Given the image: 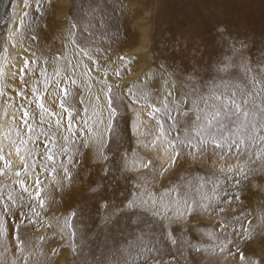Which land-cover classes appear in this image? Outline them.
Listing matches in <instances>:
<instances>
[{
	"label": "snow or ice",
	"instance_id": "1",
	"mask_svg": "<svg viewBox=\"0 0 264 264\" xmlns=\"http://www.w3.org/2000/svg\"><path fill=\"white\" fill-rule=\"evenodd\" d=\"M23 3L24 11L19 21L21 27L24 26L25 18L30 15L31 9L35 10L38 18L43 17L42 0H23ZM89 10L95 11L91 8ZM78 23L75 17L61 21L59 32L62 38L65 34L69 38L71 52L67 51V45L60 50L53 48L51 62L54 65V78H50L46 69L42 68L40 76L43 78V92L40 88L33 86L30 90L31 98L25 91L23 73L29 70L28 66L33 61L22 57L23 67L19 68L21 86L17 94L22 101L18 106L21 111L20 120L27 129V133L25 138V133L18 131L16 134L18 143L14 145L15 154L22 163L20 170L15 173L17 177L15 183L19 185L20 191L14 194V190H9L5 196L0 190V234L7 232L15 239L17 249L22 254L25 241L22 239L21 231L29 227L35 228L38 224L43 226L40 218L42 211H45L46 201L42 198L43 187L38 169L44 165L36 162L41 153L37 150L39 135H36V114L29 107L34 104L39 109L41 126L39 132L45 136L44 159L55 162V155L49 148L48 142L49 132L54 128L57 132L68 133L63 136L65 141L77 134L86 133L87 146L95 148L96 158L105 164L102 166L101 183L95 188H91L90 185L91 194L88 199L77 204L76 210L63 218L64 227L61 228V233H64L65 228L71 229V222L79 212L82 217L86 215L97 228V231L93 233L95 239L101 234L107 237L113 226L121 230L130 228L138 231L142 236L147 230L150 234L149 238H155L156 244L139 246L136 253L139 264H178L172 249L175 248L182 254L184 246L195 253L191 257L195 260V256L201 254L200 249L191 240L182 239V236L188 235L186 229L189 228L191 219L201 215L224 217L219 226L226 233L225 221L228 208L224 206L225 203L230 206L232 199H241L242 189L246 186L244 182L249 179L250 174L256 170H264V39L261 41V48L258 49L261 53L260 60L257 62L258 66L253 69L247 55L252 51L247 39L241 42L237 37L232 36L227 28L223 26L216 28L222 46L212 70L217 74L227 73L228 69L236 65L239 60L246 74L253 73L251 76L253 88L256 87L257 81L261 83L262 87L255 91L249 92L246 87L238 85H212L205 95L197 88V84L200 83L198 79L200 73L195 65L191 67L178 65L174 53L169 56H164L162 53L160 63L153 72L154 79L145 83L143 87L133 90L132 86L109 82V71L117 79L120 78L119 67L115 61L111 60L107 50L93 48L92 41L88 37L77 39ZM37 38L33 37V39ZM15 39L16 37L9 33L8 40ZM255 43L253 41V46ZM174 44L179 46L180 42L174 41ZM4 51L6 52L7 48ZM119 60L123 61L124 57H119ZM48 63L49 60L45 59V64ZM2 74L3 69L0 68V75ZM77 79L80 80L79 87L87 91L90 97L85 102L84 97L81 96L79 101V104L83 106V116H80V108L71 103L74 93L70 89L77 86ZM161 80L165 84L163 90L158 87ZM174 81H178L179 85ZM185 84L191 87L186 89ZM49 85H53L57 90L59 111H53L44 103V92L48 91ZM94 85H98L96 91L99 94L93 96ZM125 88L126 91H124ZM153 89H156L155 93ZM2 95L3 88H0V96ZM153 97L159 99V106H156V99ZM150 100L149 117L155 119L157 114L163 116L158 121L160 136L156 139L159 140L160 137L167 139L169 148L174 152L171 162L167 167L161 165L163 170L158 174L152 171L156 163L153 159L149 158L146 163H138V160L142 161V158L138 157L137 148L133 147L135 123L130 114L136 111L135 105L141 102L147 104ZM189 102L196 113V119L193 122L196 136H191L189 128L193 125H189L186 120L183 137L180 135L170 137V130L178 128L180 124L179 115L173 116L172 112L176 111L180 114L182 106H187ZM66 104H68L67 107ZM90 110L91 115H89ZM258 113L261 118L259 122L257 121ZM183 114L187 116V113ZM77 117H80L79 122L74 123ZM166 121L171 122L167 129ZM44 125H47V130ZM51 143L54 145L55 140ZM153 143L155 144V141ZM135 144L138 147L139 141L135 140ZM253 147L256 149L255 152L252 151ZM3 152V147H0V161L4 162V169L11 170V162L5 158ZM129 152H131V165ZM209 153L216 156L219 161L225 162L230 157H235L237 161L246 157L243 165L238 163L221 167L219 170L222 174L234 171L239 173V179L233 177L238 192L232 193L230 197L225 191L223 195L214 198L202 196L200 200L190 199L187 193L182 195L179 189L172 190L176 192L174 197L171 191L157 195L159 191L155 188L157 180H161L174 168L187 170L186 166L196 165ZM30 158L31 163H29ZM69 162L71 163V159ZM61 166L65 177L71 178L68 168ZM4 169H0V172ZM44 171L47 172L48 168L44 167ZM53 171H55L54 168ZM29 173L32 176V185L20 179L22 174ZM91 183L94 184L95 181ZM189 185L191 186V182ZM215 191L214 187L213 192ZM207 199H215V203H206ZM53 222L58 224L60 218L52 217L48 227H52ZM88 231L91 232L92 229L89 228ZM209 235L219 240L217 247L221 256L225 254L233 258L238 256L237 264H264V256H246L244 251L236 246L239 238L229 239L226 234H223V238L220 239L216 233ZM233 235L237 237L235 230ZM74 237L75 232L61 234L59 237L61 247L67 244L73 252H76L78 249ZM234 246H236V252L232 253L231 249ZM51 251L55 254V249ZM165 256L171 258L165 259ZM22 258L24 264H27L28 257ZM84 264H87L86 258ZM96 264H112L111 254L104 256L103 260L97 261ZM122 264H129L128 259L124 258Z\"/></svg>",
	"mask_w": 264,
	"mask_h": 264
},
{
	"label": "rangeland",
	"instance_id": "2",
	"mask_svg": "<svg viewBox=\"0 0 264 264\" xmlns=\"http://www.w3.org/2000/svg\"><path fill=\"white\" fill-rule=\"evenodd\" d=\"M210 1L212 2L211 6L207 5L199 12L189 13L182 17L181 14H169L159 10L157 8L158 0H123L122 6H129L128 9L126 8L128 13L126 14L129 16L130 22L127 25L115 27L110 33L106 30L103 31V35L106 36L101 35V39L97 41L95 46L107 50V54L112 61L116 62L121 72L120 78L117 79L109 71V82L132 86L133 90L143 87L145 83L154 79L153 72L160 63L161 54L169 56L174 53L178 65L189 67L195 65L200 73L198 78L200 83L197 84V88L205 95L212 85H238L246 87L249 92L260 89L262 85L259 81L253 88L251 80L253 73L246 74L239 60H237L236 65L228 69L227 73L217 74L212 68L215 66V60L222 46L220 37L217 35V26L227 28L232 36L237 37L241 42L247 39L249 47L252 48L251 53L247 54L249 63L253 69L258 66L257 62L261 57L258 49L261 48V41L264 39V0ZM42 2L45 13L49 12L50 17L40 22L36 21L32 18L35 10L31 9L29 10L30 15L25 18L24 26L21 27L19 21L24 11L23 0H0V49L7 48V51L3 53L8 54L12 61L18 59L22 62V57L26 56L30 59L32 55L28 53H33L34 50L42 47L43 43L48 46L52 45V47L53 45L54 47L68 45L69 38L66 34L63 38L61 37L59 26L61 21L71 19L70 0H42ZM217 7L219 9H216ZM197 25L202 26V34L199 39L195 41L194 38L185 37V34L190 29L196 28ZM40 30H42L43 35L39 34ZM9 33L16 37L14 41L8 40ZM34 36L38 38L33 39ZM174 41H179V46H176ZM253 41L256 42L255 46H253ZM121 56L124 57L123 61L119 60ZM18 71V75H21V72ZM31 74L33 73L25 72L23 76ZM2 78L7 77L2 75ZM174 82L179 85L178 81ZM158 87L163 90L165 87L163 80L159 81ZM190 87V85L185 84L186 89ZM126 90L125 88L124 91ZM153 92L155 93L156 89H153ZM153 98L156 99V106H159V99ZM150 105L151 100L147 104L141 102L135 105L136 111L130 114L135 123L134 137L135 140L139 141L137 147L134 140L133 147L137 148L138 157L142 158V161L138 160V163H146L149 158L153 159L156 163L153 165L152 171L158 174L163 170L161 165L167 167L168 163L171 162L174 152L169 148L167 139L163 137H160L159 140L156 139L160 136L158 121L163 116L157 114L155 119L150 118L148 115L151 111ZM13 109L14 113L11 114L13 121L10 123L7 121L0 128V142L3 143H0V147L5 149L3 154L11 162V170H8L4 169V162L0 161V169H4L0 172V190L5 196L9 190H14V193L20 191L19 185L15 183L17 180L15 173L20 170L22 163L15 154L14 145L18 143L16 135L18 131H23L25 138L27 133V129L24 128L20 120L21 111L19 107ZM37 112L39 113V111ZM183 113H187V116ZM172 115H179L180 124L178 128L170 130V137L176 135L183 137L185 121L187 120L189 125H193L196 119V113L192 110L191 103L182 106L180 114L173 111ZM80 116L83 114L81 113ZM79 119L80 117H77L74 123L79 122ZM260 119L258 113L257 121L259 122ZM169 123L171 122H165L166 129ZM36 125V135H39L37 150L41 153L36 162L37 164L42 163L44 167L48 168L47 172L44 171V167L38 169L43 187L42 198L46 201L45 211H42L40 218L43 226L38 224L35 228L29 227L21 231L22 239L25 241V249L22 254L17 249L15 239L10 237L7 232L0 234V264H24L23 256L28 257L27 264H84L85 258L87 264H96L97 261H102L103 257L109 254L112 256V264H122L124 258L128 259L129 264H139L136 256L139 246L141 244H156L155 238H149L150 234L147 230L142 236L141 233L130 228L121 230L113 226L107 237L101 234L95 239L93 233L97 231V228L86 215L82 217L77 212L71 222V229L65 228L64 233H61L60 230L64 227L63 218L76 210L77 204L88 199L91 194L90 185L91 188H95L101 183L102 166L105 164L96 158V153L92 154L90 151L87 141L85 142V133L77 134L65 141L63 136L68 135V133L66 131L57 132L54 128L49 132L48 142L49 148L55 155V162L47 161L43 157L45 136L38 130L41 127L39 122ZM44 127L47 130V125ZM189 131L192 137L196 136L194 125L189 128ZM6 140L8 146L4 143ZM52 140H55L54 145L51 143ZM75 140L81 143L80 145L78 143L77 150L83 149V155H70L71 143ZM193 142L195 143V140ZM4 144L6 145L5 148ZM252 151H256L255 147ZM69 159H71V163ZM245 159L246 157H242L240 161H237L235 157H230L225 162L219 161L216 156L209 153L196 165L186 166L187 170L174 168L161 180H157L155 183V188L159 189L157 195L171 191V195L174 197L176 192L172 190L179 189L182 195L187 193L190 199L200 200L202 196L214 198L223 195L225 191L231 197L232 193L238 192L233 177L239 179V173L234 171L233 173L222 174L219 170L221 167L237 165L238 163L243 165ZM29 163H31V158ZM131 163V152H129V164L131 165ZM61 165L67 167L68 170L71 166H76L78 175L71 172V178L65 177ZM20 179H23L26 184L32 185L30 173L22 174ZM149 179L151 178L149 177ZM93 181H95L94 184L91 183ZM189 182H191V186ZM244 184L246 186L242 189V198L232 199L230 206L227 203L224 205L228 208V216L225 221L226 233L219 226L220 221L225 219L224 217L216 218L201 215L191 219L190 226L186 229L188 235L182 236V239L191 240L200 249L201 254L196 255L195 260H193L191 257L195 253L190 252L186 246L182 248V254L173 248L172 252L175 253L178 264H197V262L198 264H237L238 256L233 258L225 254V256L220 257L217 247L219 240L209 235L210 233L218 234L220 239L223 238V234H226L229 239L239 238L236 246L240 247L246 256H264V170H256L251 173ZM162 185H166V187H162ZM197 185H199L198 189L195 187L192 190ZM214 187L216 188L215 192H213ZM48 193L51 195L48 196ZM205 202L215 203V199H207ZM52 217H59L60 222L58 224L53 222L52 227H48ZM89 228L92 229L91 232L88 231ZM233 230H235L237 237H234ZM69 232H75L74 239L78 249L76 252H73L67 244L61 247L60 235H66ZM241 233L245 235H239ZM236 246L231 249L232 253L236 252ZM51 249H55V254ZM202 255H207L208 258L204 261L199 260V256ZM170 258L165 256V259Z\"/></svg>",
	"mask_w": 264,
	"mask_h": 264
},
{
	"label": "bare ground",
	"instance_id": "3",
	"mask_svg": "<svg viewBox=\"0 0 264 264\" xmlns=\"http://www.w3.org/2000/svg\"><path fill=\"white\" fill-rule=\"evenodd\" d=\"M122 2H123V0H70V8H71L70 9V17L71 18L75 17L79 21L77 29H76L77 39L80 40V39H83L84 37H88L92 41V47L97 48L95 46L97 44V41H99V39H101V35L104 37L106 36L105 34L103 35V33H102L103 31L106 30L107 32L110 33V31L112 29H114L115 27L118 28L120 26L127 25L130 22V18H129V16H127L128 13H127L126 8L128 9L129 6H125V5L122 6ZM207 5L211 6L212 2L210 0H158L157 8L161 11L166 12V13L175 14V15L181 14L182 17H184L185 15H187L189 13L199 12L201 9L205 8V6H207ZM90 8L95 9V11L94 12L90 11L89 10ZM216 9H219V7H217ZM48 13L47 12L45 13V11H44L43 17L38 18L37 14L34 11L32 18L34 20L40 22L41 20H45L46 18L50 17L48 15ZM49 22H50V20H49ZM201 27H202L201 25H197L196 28L194 27L193 29H190V31L185 34V37L194 38L196 41L197 39H199V36L202 34V30H201L202 28ZM115 32H116V30H115ZM40 33H41V35H43L42 30H40L39 34ZM109 39H110V37H109ZM3 46H4V44H3ZM40 46H41V44H40ZM63 46L64 45H61L59 47H54V45H53V47L56 50H60ZM53 47H52V45L48 46L47 44L43 43L42 47H40V48L38 47L39 49H36V51L34 50L33 53H28V54L32 55L30 60L33 61V63H31L28 66L29 70L27 72H29V73L31 72L33 74H31L32 76L31 75L23 76L24 77L23 83H24V85H26L25 91L28 93L29 98H31V91L30 90L33 86L40 88L41 91L43 92V85H42L43 78L40 76V71L42 68L46 69L47 75L50 78H54V65L51 62V58L53 56ZM3 49L2 48L0 49V68L3 69L2 75H4L7 78L3 79L2 75H0V88H3V95L0 96V128H1V125L5 124L7 121L9 123H10V121H13V116H11V114L14 113L13 108L19 106L20 103L22 102L19 95L17 96V93L19 92L20 86H21V79H20L21 75H18L17 70H19V68L23 67V61L21 62V60H18V59L17 60L14 59V61H12L9 58L8 54L3 53V52H5ZM19 50H21V49H19ZM17 51H18V49H17ZM22 51H24V49H22ZM29 51L31 52V50H29ZM67 51L69 53L71 52V45L69 43L67 45ZM23 54H25V53H23ZM18 56H19V54H18ZM45 59L49 60V63L47 65L45 64ZM90 67H91V65H90ZM93 75H95V73H93ZM38 81L40 83H37ZM79 84H80V80L77 79V86L71 87V89H70V91L72 93H74V96L71 100V103L75 107L80 108V114L82 113L84 115L83 106L79 104V101L81 99V96L84 97L85 102H87L90 97H89V93L87 91H85L83 88L79 87ZM97 87H98V85H94V87L92 89V95L93 96L99 94L96 91ZM66 99H67V97H66ZM94 102L95 101L93 100V103ZM44 103L46 104V106L52 108L53 111H59V107H58L59 98L57 96V90L54 88L53 85H49L48 91L44 92ZM67 106H68V104H66V107ZM29 107H31L34 110V112L36 114L35 120H36V123H38L39 122V113L37 111H39V109H37L34 104L30 105ZM89 115H91V110L89 112ZM105 115H106V113H105ZM36 127H37V125H36ZM1 134H3V133H1ZM86 141H88V137H87V134L85 133V142ZM4 143H6V145H7V140ZM78 143L79 142L76 140L73 143H71V147H70V151H71L70 155L71 156H73V155L77 156V154L83 155V149L82 148H81L82 149L81 151H80V149L77 150ZM82 143H83V141H82ZM1 144H3V143H1ZM80 144L81 143H79V145ZM6 145L4 144V148ZM12 147H14V146H12ZM89 149H90V151H92V154L95 153V148L89 146ZM6 150H7V148H6ZM4 151H5V149H4ZM69 171H70V173L72 172V174L78 175V171L76 170V166H71L69 168ZM198 186L199 185L194 186L192 188V190L195 187H197V189H198ZM50 195H51V193H48V196H50ZM210 254H211V251H210ZM207 255L199 256V260H203V261L206 260L208 258ZM220 257H222V256H220Z\"/></svg>",
	"mask_w": 264,
	"mask_h": 264
}]
</instances>
